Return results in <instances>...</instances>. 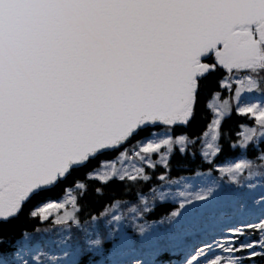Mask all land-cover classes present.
Returning <instances> with one entry per match:
<instances>
[{"label":"snow or ice","instance_id":"obj_1","mask_svg":"<svg viewBox=\"0 0 264 264\" xmlns=\"http://www.w3.org/2000/svg\"><path fill=\"white\" fill-rule=\"evenodd\" d=\"M0 264H264V0H0Z\"/></svg>","mask_w":264,"mask_h":264},{"label":"trees","instance_id":"obj_2","mask_svg":"<svg viewBox=\"0 0 264 264\" xmlns=\"http://www.w3.org/2000/svg\"><path fill=\"white\" fill-rule=\"evenodd\" d=\"M166 210H167L166 208H158V209L156 210L155 215L158 217L162 212H164V211H166Z\"/></svg>","mask_w":264,"mask_h":264}]
</instances>
